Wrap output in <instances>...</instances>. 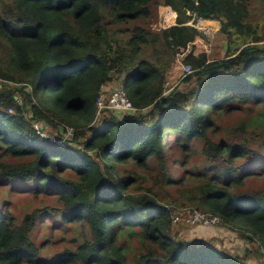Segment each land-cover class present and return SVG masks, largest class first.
I'll return each instance as SVG.
<instances>
[{
  "label": "trees",
  "instance_id": "trees-1",
  "mask_svg": "<svg viewBox=\"0 0 264 264\" xmlns=\"http://www.w3.org/2000/svg\"><path fill=\"white\" fill-rule=\"evenodd\" d=\"M162 5L177 25L154 31ZM189 12L220 22L222 58L200 50L204 36L185 25ZM180 56L193 73L169 92ZM119 81L135 112L97 118L102 88ZM254 107L255 117L217 121ZM263 108L264 0H0V188L31 199L21 210L0 204V264L263 257ZM45 127L52 139L67 129L74 136L61 146L39 133ZM191 147L204 169L189 167ZM133 161L153 162L144 189L145 178L128 169ZM176 205L248 229L243 237L258 246L238 255L187 243L174 232ZM78 221L86 231L75 239Z\"/></svg>",
  "mask_w": 264,
  "mask_h": 264
},
{
  "label": "rangeland",
  "instance_id": "rangeland-1",
  "mask_svg": "<svg viewBox=\"0 0 264 264\" xmlns=\"http://www.w3.org/2000/svg\"><path fill=\"white\" fill-rule=\"evenodd\" d=\"M159 12L160 10L158 11L157 21H155L154 24L152 25V29L154 31H159L160 14L162 16H166L165 13H159ZM188 15L193 16V14L190 12L188 13ZM167 25L168 24L164 23V21L160 22V26L162 27L167 26ZM224 45L225 43L220 38V33H218L215 36V39L212 42L211 50L209 53L205 52V46H208V43L204 39L202 40V42H198V47L200 48V50L205 52L210 57V59L222 58L226 50L224 48L225 47ZM180 57L181 58H179L178 65H174L172 70L168 71L166 88L169 92L172 91L174 88H183L184 78H183V74L181 73V69H180L181 65L183 64L182 62L183 58L182 56ZM117 84H120V81L119 83L112 82V85L110 87L114 88L118 86ZM108 95H109L108 93H105V100L108 99ZM259 111L260 109L258 107H254V111L251 110L249 111V113H247V110L245 108H240L239 111H235L234 113L230 115L222 114L220 117L217 118V121L223 127V125L225 126L226 124L232 122L236 117H237V120L248 119L251 116L253 117L257 116ZM262 112H264V108L262 109ZM126 114L127 113L121 114L119 115V117L122 118ZM44 129L46 130L47 128L45 127ZM42 136L53 140L52 139L53 137L50 136L49 134V130H48V133L42 132ZM61 146H65V145H61ZM190 150L192 151H191L190 158H189V167H193V169H199V170L204 169V167L202 166L204 165V160L202 159L200 155V152H201L200 149L198 147H191ZM181 159H184V157H181ZM152 168H153L152 161H149L148 164H144V165L143 164L136 165L135 161H133V162H129V165H128L129 171L136 173L139 176H142L143 178H145L140 184L141 188L143 189L144 187L150 184V173L152 172ZM261 181L262 180H257V183L260 184ZM4 190H5L4 188H0V204L5 203L7 204V206L13 205V206H16L19 210H21L23 207L26 206V204L31 202L30 198L24 199L21 193L17 191H14L13 193L6 195ZM138 193H142V192H138ZM54 199H55L54 197L48 198L46 201V203H48L47 206L54 207L55 206V204L53 203ZM42 207H45V206H42ZM192 212L193 211L189 207H182L180 205H176V207L173 209V213H172L173 215H181L179 223L174 225V232L177 234L179 239L186 241L187 243H196L197 246H199V244L208 243L210 246H213L216 249L226 250L227 252L231 254H238V255H242L246 251H249L251 247L254 249V246H258L256 244V241L254 242L255 244L253 243V245H251L250 241L247 238L243 237L244 234L250 236V233L247 232L248 229L244 230V228H242L241 226L240 228H237V230H230V229L222 227L220 223L217 225H212V226L206 225L203 222L195 223V224L188 223V219H187L188 215ZM46 219L42 220L43 230L46 227L44 224V221ZM53 223L54 224L58 223L60 225V227H56V229L59 232L64 227L63 226L64 224H62L61 222H58V220L53 221ZM76 224L74 225V228H72L73 226L71 227L69 233L73 234V238L79 239L82 235V231L83 230L86 231V229H84L83 225L82 226L79 225V224H82V222L78 221ZM130 246H132V244ZM130 248L131 250L134 249L132 247ZM257 253L263 254L264 250L262 248H259ZM48 256L56 257L57 254L54 255V253H49ZM249 263L250 264H264V256L259 257L258 254H253V257L249 260Z\"/></svg>",
  "mask_w": 264,
  "mask_h": 264
},
{
  "label": "built area",
  "instance_id": "built-area-1",
  "mask_svg": "<svg viewBox=\"0 0 264 264\" xmlns=\"http://www.w3.org/2000/svg\"><path fill=\"white\" fill-rule=\"evenodd\" d=\"M159 13H165L166 16H159V31L166 30L170 27L176 26L178 15L170 6H161L159 8ZM164 21V23L168 24L167 26H160V22ZM186 26H190L197 31H199L203 36L204 40L208 43V46H205V52L209 53L211 50L212 42L215 39V36L220 32L221 25L218 21L212 19H205L202 17H198L195 14L192 16V19L185 24ZM181 73L183 77H187L193 73V69L189 65H181ZM105 93H108V99L105 100ZM98 117H101L103 110H109L110 112L115 113L117 116L121 114H131L135 112V108L133 107L131 101L127 97L123 87L116 86L114 88L103 87L101 95L98 99ZM129 112V113H128ZM39 132L41 129L38 130ZM74 136V132L71 129H68L66 133H63L61 139H53L59 145H66V141L71 139ZM181 215L173 216V225L179 223ZM188 223H204L206 225H217L220 221L217 218L209 217L206 214H203L199 211H193L188 215Z\"/></svg>",
  "mask_w": 264,
  "mask_h": 264
},
{
  "label": "clouds",
  "instance_id": "clouds-1",
  "mask_svg": "<svg viewBox=\"0 0 264 264\" xmlns=\"http://www.w3.org/2000/svg\"><path fill=\"white\" fill-rule=\"evenodd\" d=\"M159 8H160V7H159ZM215 21H216V20H215ZM218 22H219V21H218ZM219 23H220V22H219ZM220 25H221V24H220ZM219 33H220V32H219ZM67 130H68V129H67ZM71 130H72V129H71ZM62 132H65V131L63 130ZM66 132H67V131H66ZM66 132H65V133H66ZM39 133H42V130H41ZM72 138H73V137H72ZM72 138H71V139H72ZM71 139H69V140H67V141H70Z\"/></svg>",
  "mask_w": 264,
  "mask_h": 264
}]
</instances>
